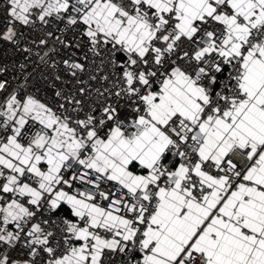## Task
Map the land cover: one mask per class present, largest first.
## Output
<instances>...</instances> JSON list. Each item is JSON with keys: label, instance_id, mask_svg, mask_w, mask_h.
I'll return each mask as SVG.
<instances>
[{"label": "snow or ice", "instance_id": "1", "mask_svg": "<svg viewBox=\"0 0 264 264\" xmlns=\"http://www.w3.org/2000/svg\"><path fill=\"white\" fill-rule=\"evenodd\" d=\"M0 264H264V0H0Z\"/></svg>", "mask_w": 264, "mask_h": 264}]
</instances>
